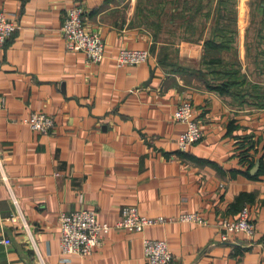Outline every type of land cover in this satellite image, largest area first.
<instances>
[{
	"label": "crops",
	"instance_id": "0c3cea01",
	"mask_svg": "<svg viewBox=\"0 0 264 264\" xmlns=\"http://www.w3.org/2000/svg\"><path fill=\"white\" fill-rule=\"evenodd\" d=\"M228 1H213L209 11L197 1L200 18L187 20L186 14L182 22L196 21L191 37H177L171 25L172 31L163 28L154 38L138 19L136 0H0V10L20 24L0 43V172L6 177L0 184V241L9 239L0 242V264H148L145 236L166 240L170 264H264V172L252 177L264 145V0H248L251 8L242 13L239 0H231L228 16L237 26L222 19ZM75 2L83 7L86 27L104 40L99 63L87 64L81 51L65 46L63 16ZM216 3L223 6L220 21L231 27L223 32L229 48L219 49L230 52V60L217 69L231 65L246 80L243 90L233 89L235 96L206 87L203 76L193 84L195 76L172 66L169 44L176 39L185 40L177 43L180 56H189L186 44L193 40L203 55L210 35L205 24L214 21ZM123 47H144L151 55L117 67ZM223 79L221 74L208 83ZM185 100L203 135L181 150L176 139L186 126L172 113ZM37 111L54 120L48 134L16 122ZM248 135L256 157L249 176L237 144ZM127 205L148 216L199 213L207 224H153L143 232L111 228L90 255L59 261L60 212L93 210L98 222L110 225ZM241 206L249 209L254 235L237 231L222 241L220 223L236 218Z\"/></svg>",
	"mask_w": 264,
	"mask_h": 264
},
{
	"label": "built area",
	"instance_id": "2783aa9c",
	"mask_svg": "<svg viewBox=\"0 0 264 264\" xmlns=\"http://www.w3.org/2000/svg\"><path fill=\"white\" fill-rule=\"evenodd\" d=\"M20 26L10 18L3 10H0V43H3ZM61 32L65 38V46L68 50H79L85 55L87 64H96L103 60L104 40L95 30L86 27L83 18V7L78 2L73 3L65 12L61 25ZM116 55V66L138 65L149 60L151 52L147 48L123 47ZM172 119L184 123L186 128L177 137V145L181 150L195 144L203 135L200 123L194 118V108L190 101L185 100L177 104L172 113ZM30 127L33 131L48 134L54 127L52 116L45 112H30L25 117L16 120ZM6 181V177L0 172V184ZM121 217L114 224H106L97 221L93 210L78 209L71 212H60L59 215V241L61 263L69 261L70 255L85 257L92 253L93 247L101 244L103 235L111 228L126 231L143 232L145 226L164 224L170 222H188L194 224H207L199 213H181L176 217L148 216L141 213L136 206L127 205L120 209ZM220 226L224 228L220 239L229 240L230 233L243 232L249 239L254 235L256 226L251 218L249 209L243 206L238 216L233 220H223ZM0 242L9 243L8 238ZM144 256L148 264H170L172 253L165 239H153L147 236L142 238Z\"/></svg>",
	"mask_w": 264,
	"mask_h": 264
},
{
	"label": "trees",
	"instance_id": "16d2710c",
	"mask_svg": "<svg viewBox=\"0 0 264 264\" xmlns=\"http://www.w3.org/2000/svg\"><path fill=\"white\" fill-rule=\"evenodd\" d=\"M218 3L222 4L223 1L226 0H217ZM161 3V2H160ZM165 3V8H173V6L177 9L176 7V3H179V0H165V2H162L161 6L163 7ZM216 3V4H218ZM224 4V3H223ZM221 5H216L215 6V18L214 21L211 25V34L209 35V37L205 38L203 41V59L201 60L203 62L202 65H206L208 67V72L206 71H201V69H195V73L193 71H191L188 68H184L183 66L176 64H173L172 66L176 67V70L178 71H185L189 73V76L194 77V76H198L199 78L201 76L204 77H208L209 76V80H213V79H217L219 78V76L222 74V77L224 78L222 80V83H215L212 82V84L208 83V81H206L205 86L210 88L211 90H215L216 92L222 94V95H232L235 96L234 94L235 91L233 89L240 90V88L243 90L244 89V85L246 84V80L244 78V76H240V70L238 68H233L230 67L227 68L226 65L224 64V66L221 68V70L217 69L218 64L222 65V56L219 53V49H224V48H229V45H227L228 42H230V37L225 35L223 32L224 31H228L230 30V26L229 23H223L222 21H220V16H221V10H222ZM175 8H173L175 10ZM208 7V11H209ZM174 10L172 13L174 14ZM163 11V10H162ZM209 13V12H208ZM170 18L172 19V21L174 22V18L171 15ZM160 29H163L161 25H159V22L156 23L155 27H154V31H152V33L154 34L153 37L154 38H158L159 36V32L161 31ZM173 28H171L169 31H172ZM222 35V38H217V36ZM154 46L155 43H154ZM166 53H164L165 55ZM163 55V56H164ZM162 55H160V61L162 63H165V56L163 57ZM190 71V72H189ZM194 73V74H192ZM252 97V96H251ZM249 101L246 102V104H248ZM254 102V101H253ZM237 103H241L240 101H237ZM245 104V103H244ZM261 106H264V104H260ZM199 140V139H198ZM197 142V141H196ZM238 147H239V153L238 156H240V162H242L243 164L247 165V170L245 171V174L249 176L248 171L249 168L252 167V165L254 164L256 157L254 156V152L250 153V149L254 147V142L251 138V136L248 135V137H239V141H237ZM256 150V148H255ZM264 172V145L262 147V152L260 155V166L259 169L257 171V174L255 176H252L254 178L258 177L260 174H262ZM242 206L239 208L241 210ZM239 210V211H240Z\"/></svg>",
	"mask_w": 264,
	"mask_h": 264
},
{
	"label": "rangeland",
	"instance_id": "374dc122",
	"mask_svg": "<svg viewBox=\"0 0 264 264\" xmlns=\"http://www.w3.org/2000/svg\"><path fill=\"white\" fill-rule=\"evenodd\" d=\"M136 10L137 13L139 15V20L141 21H146V25L150 28V30L154 31V27L156 25L157 22H159V25L162 26V28L166 29V30H170L172 28L171 25H173L174 27L176 26L178 29V32H176V36H190L193 33H190V31H195V27L197 26L196 21H193L190 24L187 23H182L183 20L185 19V21L187 20H193L195 18H200L198 16L199 11L201 10V7H196V2L197 1H204L205 4L208 5V7L212 6V2L215 0H179V3H176V7L177 9L173 6V8H175L174 13L175 15L172 13L170 8H165V3L163 5V7L161 6L162 2H165V0H136ZM161 2V3H160ZM218 2V1H217ZM230 2V3H229ZM231 0L228 1L229 5H226V7L230 6V11H226L224 10L222 13L225 14L222 19L226 18L228 15L233 16V11L231 10V7H234V1L231 4ZM240 2V3H239ZM237 5H238V11L240 13L244 12L247 9L251 8L252 3L249 4L248 0H239L237 1ZM236 5V6H237ZM215 9V7H214ZM163 10V11H162ZM229 10V9H227ZM188 16V19L186 20L185 16ZM173 16L174 18V22L175 20L178 21V23L175 24H170V21H168V18L170 16ZM228 16V20L229 17ZM215 18V14L213 16V19ZM231 22V25L233 26H237V23H235L233 20H229ZM213 21L210 22V24H205V28H207V30H209V33L211 34V25H212ZM241 24V23H240ZM232 26V27H233ZM182 28V29H181ZM164 29H160V30H164ZM196 35V34H195ZM178 37V36H177ZM191 37V36H190ZM178 41V42H177ZM181 41H185V40H178L176 39L175 41H171L170 45V52H171V59H174L173 62H175V64L177 63L180 66H187L190 68L191 71H195V69H198V65L203 64L202 60L203 59V55L201 56V45H197L200 42L197 40H193L191 42H189V44H186L185 42H183L184 44H186L189 48L185 49V51H187L189 54V56H187L186 54L180 56V49L181 46H177V43H180ZM197 43V44H196ZM239 44V42H238ZM180 45V44H179ZM228 50V49H227ZM182 51H184L182 49ZM229 51V50H228ZM229 53L226 52H221V56H222V60L223 61H229L230 60V56ZM220 54V52L218 53ZM179 56V59H178ZM186 63V64H184ZM188 63V64H187ZM186 68V67H184ZM248 71V70H247ZM245 71V73L247 72ZM190 72V71H189ZM244 72V71H243ZM188 76L189 73L185 72ZM195 73V72H194ZM192 73V74H194ZM186 76V75H185ZM196 79L192 82L193 84H198L199 82V78L198 76H195ZM187 78V76H186ZM204 78V77H203ZM206 78V77H205ZM209 79V76L207 77ZM262 79V78H261ZM204 83H206V80H204Z\"/></svg>",
	"mask_w": 264,
	"mask_h": 264
},
{
	"label": "water",
	"instance_id": "95a60500",
	"mask_svg": "<svg viewBox=\"0 0 264 264\" xmlns=\"http://www.w3.org/2000/svg\"><path fill=\"white\" fill-rule=\"evenodd\" d=\"M256 167H257V164L252 168V171H254L256 169Z\"/></svg>",
	"mask_w": 264,
	"mask_h": 264
}]
</instances>
